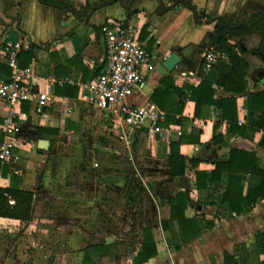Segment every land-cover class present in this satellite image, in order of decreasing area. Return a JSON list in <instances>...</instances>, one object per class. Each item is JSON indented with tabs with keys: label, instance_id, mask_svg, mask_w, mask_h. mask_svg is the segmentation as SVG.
<instances>
[{
	"label": "crops",
	"instance_id": "obj_1",
	"mask_svg": "<svg viewBox=\"0 0 264 264\" xmlns=\"http://www.w3.org/2000/svg\"><path fill=\"white\" fill-rule=\"evenodd\" d=\"M68 1L70 7L49 6L38 0H0V53L6 43L20 38L27 41L28 46L18 54L19 66L32 69L35 92L51 97L39 110L30 100L21 104L27 114L26 129L23 135L12 138L10 159L0 160V188L10 185L13 173L19 177L20 189L33 191L35 197L42 194L47 165L58 155L53 152L57 138L79 133L94 112L99 119L101 113L79 99L78 84L101 69L102 25L123 21L139 30L138 38L148 55L142 69L145 83L128 100L133 104L149 102L163 115L154 128L145 122L130 138L134 142L130 154L134 163L140 162L144 178L136 195L134 228L121 238L89 242L118 241L124 252L95 257L92 264H137L144 229L152 233L156 254L142 264H264V196L251 202L258 193L249 195L250 189L260 186L261 177L246 171L231 173L235 163L229 162L234 150L246 151L254 154L257 168L264 171V128L258 125L260 111L252 107V93L264 90V40L260 31L252 27L247 34L227 39V43L241 48L248 63L244 90L231 92L217 84L220 74L231 70L225 53L216 50L220 57L212 69L204 71L201 66L202 51L211 45L215 32L214 19L226 17L232 23H247L258 15L257 20L264 22V0H188L202 22L194 21L191 11L181 3L159 13L158 0H133L129 9L115 2L79 16L77 13L102 0ZM163 1L169 5L173 0ZM175 48L180 60L167 70L163 58ZM10 71L0 54V77ZM222 98L234 99L228 111L235 113V120L212 102ZM5 112L0 99V145L5 140L1 130ZM99 120L102 129L123 140L104 116ZM174 142L187 161L184 173L172 177L167 158ZM216 164L227 165L218 169ZM2 165L7 167L6 174H2ZM235 175L240 190L232 184L229 188ZM180 192L186 197L184 219L196 220L199 230L189 240L178 233L176 220L169 223L170 199ZM225 196L233 209L241 212L231 210ZM25 224L0 217V237L19 227L25 231ZM84 247L76 251L79 261L69 264H81ZM8 249L0 246V254ZM8 258L2 261L1 256L0 264H11Z\"/></svg>",
	"mask_w": 264,
	"mask_h": 264
},
{
	"label": "rangeland",
	"instance_id": "obj_2",
	"mask_svg": "<svg viewBox=\"0 0 264 264\" xmlns=\"http://www.w3.org/2000/svg\"><path fill=\"white\" fill-rule=\"evenodd\" d=\"M99 119L94 112L79 133L57 138L58 155L47 165L42 194L36 193L35 215L25 231L19 227L0 237V246L12 250L0 254L2 261L8 256L11 264L75 263L89 242L121 238L134 228L144 178L130 154L133 134L122 140L102 129Z\"/></svg>",
	"mask_w": 264,
	"mask_h": 264
},
{
	"label": "built area",
	"instance_id": "obj_3",
	"mask_svg": "<svg viewBox=\"0 0 264 264\" xmlns=\"http://www.w3.org/2000/svg\"><path fill=\"white\" fill-rule=\"evenodd\" d=\"M138 34L136 27L123 21L104 23L101 69L97 75L78 84L79 99L98 110L109 121L111 129H118L124 139H128L127 135L140 129L145 122L149 128H154L163 115L149 102L133 104L128 100L145 83L142 69L147 64L148 55ZM27 46L28 42L20 38L6 43L0 53L11 69L10 74L0 77V99L6 106L1 122V130L5 134L0 145L1 161L11 157L12 138L25 132L27 114L21 109V104L30 100L39 110L51 101L46 92H35L32 69L19 66L18 54ZM219 57L220 54L209 45L202 51V69H212Z\"/></svg>",
	"mask_w": 264,
	"mask_h": 264
},
{
	"label": "trees",
	"instance_id": "obj_4",
	"mask_svg": "<svg viewBox=\"0 0 264 264\" xmlns=\"http://www.w3.org/2000/svg\"><path fill=\"white\" fill-rule=\"evenodd\" d=\"M41 4L49 6H67L70 7V2L68 0H38ZM258 15H254L249 19L247 24H251V27H247L242 23H232L230 19L226 17H217L215 32L210 38V44L213 45L215 50L225 53L231 63V70L226 74H220L217 84L222 86L225 90L231 92H239L244 90L245 81L244 76L247 70L248 63L246 59L242 56V50L239 46L227 43V39L232 36H241L242 34H247L250 32L252 27L258 29L261 33L262 39L264 40V22L257 20ZM31 47L27 48L25 51L29 53ZM203 87L204 84H203ZM201 89V88H200ZM212 93V90H209ZM196 104L198 100L196 99ZM216 105L223 109L224 115H231L232 120H235L236 115L234 112H229L228 108L231 103H234L233 98H222L217 101H212ZM252 107L260 111L259 116V127L264 128V90H260L252 93ZM234 126L231 125V128ZM236 127V126H235ZM233 128L238 130L239 127ZM262 145L264 146V138L262 140ZM170 153L168 155V167L170 176H180L184 173L186 167V158L179 153L178 143L174 142L170 144ZM192 163L196 162V159L189 160ZM230 163H235L234 170L230 172L246 171L249 174H256L261 177V184L257 189H250L249 195L252 193H258L251 202H254L258 197L264 196V171L257 168V159L253 153H248L246 151L234 150L231 154ZM227 164H216V168H224ZM2 174H6L7 167L2 165ZM203 175V174H202ZM229 188L231 184L242 189L240 185L239 177L232 176L230 178ZM19 177L13 173L10 175V185L5 188H0V217H7L12 219H18L20 221L28 222L31 220L34 210V200L35 194L33 191L20 189L18 186ZM241 187V188H240ZM225 200L229 203L231 210H234L235 206L233 203L227 199ZM186 197L184 193L180 192L170 199V221L176 220L178 226V233L185 240H189L198 233L197 222L194 219L188 220L184 219L183 211L186 206ZM249 205L247 206V209ZM245 209V210H247ZM236 212H241V210H234ZM168 222H164L163 225H167ZM124 252L121 242L112 241L110 243H92L87 244L83 249V254L81 256V264H92L95 257L110 255L114 252ZM156 254V249L152 237V233L149 229H144L143 231V242L142 251L138 254L137 264H142L147 261L148 258Z\"/></svg>",
	"mask_w": 264,
	"mask_h": 264
},
{
	"label": "water",
	"instance_id": "obj_5",
	"mask_svg": "<svg viewBox=\"0 0 264 264\" xmlns=\"http://www.w3.org/2000/svg\"><path fill=\"white\" fill-rule=\"evenodd\" d=\"M132 1L133 0H129L127 3H124L123 0H102L98 3H95L93 5L86 7L81 13H77V14L79 16L89 15L92 11L100 7L106 6L108 4L115 3V2H118L124 9H129ZM158 3H159V8H158L159 13L166 12L167 10L175 7L178 3H181L182 5L186 6L191 11L194 21L202 22V20L198 18V13L196 12L195 8L189 3L188 0H173L172 3L169 5H165L163 0H158ZM207 21L208 20H204V22H207ZM242 24H244L247 27L250 26L245 22H243ZM178 52H179V49L175 48L163 58L162 64L167 70H171L180 60V55L178 54Z\"/></svg>",
	"mask_w": 264,
	"mask_h": 264
}]
</instances>
